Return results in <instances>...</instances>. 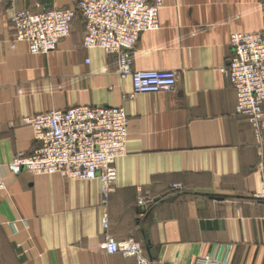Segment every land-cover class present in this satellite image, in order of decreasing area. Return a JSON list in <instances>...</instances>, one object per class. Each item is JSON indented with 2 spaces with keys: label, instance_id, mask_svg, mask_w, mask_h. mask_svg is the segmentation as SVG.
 <instances>
[{
  "label": "crops",
  "instance_id": "crops-1",
  "mask_svg": "<svg viewBox=\"0 0 264 264\" xmlns=\"http://www.w3.org/2000/svg\"><path fill=\"white\" fill-rule=\"evenodd\" d=\"M75 5L0 1V264H137L106 252L105 235L141 242L149 264H193L206 254L264 264V205L254 198L264 134L256 137L236 112L235 91L221 71L232 32L264 30V0H165L160 28L140 33L130 64L175 70L176 88L134 99L126 97L131 80L115 72V54L82 46L80 16L47 55L30 53L24 42L11 47L16 10ZM74 105L123 107L128 116L126 153L115 161L106 207L98 179L7 168L15 155L38 147L23 117ZM175 183L183 189L174 192Z\"/></svg>",
  "mask_w": 264,
  "mask_h": 264
},
{
  "label": "built area",
  "instance_id": "built-area-1",
  "mask_svg": "<svg viewBox=\"0 0 264 264\" xmlns=\"http://www.w3.org/2000/svg\"><path fill=\"white\" fill-rule=\"evenodd\" d=\"M12 2L15 0H0ZM165 0H76L74 7H50L40 10H16L12 22L17 42L27 44L33 54L47 55L58 41L69 36L72 21L80 16L84 22L82 46L98 47L115 54V72L119 78H129L134 99L140 93L171 92L176 88L175 70L137 71L131 68L130 51L140 33L160 28L159 12ZM231 55L221 66L236 94V112L244 115L256 137L264 134V30L232 32L229 38ZM108 67L104 68L107 72ZM32 129L38 143L33 153L15 155L7 168L18 173L26 170L36 175L59 174L82 181L98 179L101 205L106 207L116 180L115 161L125 155L128 137V116L123 107L104 105H74L22 118ZM173 190L183 186L175 183ZM5 189L4 169L0 167V192ZM254 198L264 205V169L261 170L259 191ZM146 198L138 191L137 205L144 207ZM141 214H144L143 210ZM264 218V212H263ZM108 226L107 214L102 219ZM103 248L133 258L137 264H149L143 245L130 238L115 240L105 235ZM193 264H228L206 254Z\"/></svg>",
  "mask_w": 264,
  "mask_h": 264
},
{
  "label": "water",
  "instance_id": "water-1",
  "mask_svg": "<svg viewBox=\"0 0 264 264\" xmlns=\"http://www.w3.org/2000/svg\"><path fill=\"white\" fill-rule=\"evenodd\" d=\"M148 244H149V242H148ZM150 254H151V255H150V258H151V259H150V260H152V259L154 258V256H155V255H154V252L152 251V249L150 250Z\"/></svg>",
  "mask_w": 264,
  "mask_h": 264
},
{
  "label": "trees",
  "instance_id": "trees-1",
  "mask_svg": "<svg viewBox=\"0 0 264 264\" xmlns=\"http://www.w3.org/2000/svg\"><path fill=\"white\" fill-rule=\"evenodd\" d=\"M175 192V190H173ZM135 240V239H134ZM141 243V242H140ZM142 244V243H141Z\"/></svg>",
  "mask_w": 264,
  "mask_h": 264
}]
</instances>
